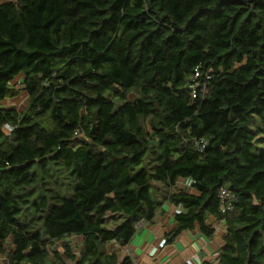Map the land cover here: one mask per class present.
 <instances>
[{
	"label": "trees",
	"instance_id": "trees-1",
	"mask_svg": "<svg viewBox=\"0 0 264 264\" xmlns=\"http://www.w3.org/2000/svg\"><path fill=\"white\" fill-rule=\"evenodd\" d=\"M16 77L21 112L2 104ZM258 134L264 0H0L7 264H134L121 252L166 203L183 210L167 242L196 226L211 237L212 218L218 264H264ZM221 188L235 197L225 214ZM72 237L76 253L52 250Z\"/></svg>",
	"mask_w": 264,
	"mask_h": 264
},
{
	"label": "crops",
	"instance_id": "crops-1",
	"mask_svg": "<svg viewBox=\"0 0 264 264\" xmlns=\"http://www.w3.org/2000/svg\"><path fill=\"white\" fill-rule=\"evenodd\" d=\"M190 191L187 188L186 192ZM181 212L180 206L164 204L151 222L137 225L133 239L121 253L131 257L134 264H218V250L223 246V223L213 224L215 230L211 237L203 235L196 226L167 242L175 226L173 217Z\"/></svg>",
	"mask_w": 264,
	"mask_h": 264
},
{
	"label": "rangeland",
	"instance_id": "rangeland-1",
	"mask_svg": "<svg viewBox=\"0 0 264 264\" xmlns=\"http://www.w3.org/2000/svg\"><path fill=\"white\" fill-rule=\"evenodd\" d=\"M2 1H3V0H2ZM18 82H19V78L16 77L15 80L13 81V84H16V83H18ZM17 86H18V88H19V90H20V94H19V96L16 97V98H14V99H12V100H3V101H2V104H4V105H11V106H13L18 112H21V111L25 108V106H26L27 98L25 97L26 94H25L24 90L22 89V85L18 83ZM128 98H129L130 100L133 99V98H134V94H130V95L128 96ZM252 119H253V122L257 125L256 118L253 116ZM252 129H253V131H255L257 128L255 129V127H253ZM8 131H9L8 129L4 128V133H5V134H7ZM256 139H257V141H256L255 146H256L259 150H264V134H258V136H256ZM186 187L190 189V187H189V185H187V183L179 182V183H177V188H176V189H184V190H187ZM174 190H175V189H174ZM207 222H208L209 224H212V225L214 224L212 218H208ZM214 225H215V224H214ZM80 242H81V238H80V237H72V238L66 239V240H64V241H61V242H59V243H56V244L53 246L52 250H59V251H60V250H61V248H60L61 244H62V243H65V244H67L69 247H73V246L76 247V248H74V251H75V253H76L77 250L79 249V243H80ZM50 256H51V253H50ZM67 263H68V262H67Z\"/></svg>",
	"mask_w": 264,
	"mask_h": 264
},
{
	"label": "built area",
	"instance_id": "built-area-1",
	"mask_svg": "<svg viewBox=\"0 0 264 264\" xmlns=\"http://www.w3.org/2000/svg\"><path fill=\"white\" fill-rule=\"evenodd\" d=\"M193 86H194V84L190 86L191 90H192ZM193 96H194V92H192V97ZM5 128L10 130V128L8 126H5ZM204 146H205L204 143H201V145H197L198 151L201 152L203 150ZM183 182L187 183V185H189V181L184 180ZM218 198H219L220 212L222 214L231 212L233 207H234V203H235L234 195L229 190H227L226 188H221L219 193H218ZM0 264H7L6 258L0 257ZM20 264H26V263L21 262Z\"/></svg>",
	"mask_w": 264,
	"mask_h": 264
}]
</instances>
